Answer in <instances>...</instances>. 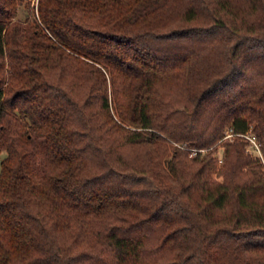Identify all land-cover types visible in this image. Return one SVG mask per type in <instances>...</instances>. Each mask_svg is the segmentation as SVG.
Masks as SVG:
<instances>
[{"label":"trees","instance_id":"obj_1","mask_svg":"<svg viewBox=\"0 0 264 264\" xmlns=\"http://www.w3.org/2000/svg\"><path fill=\"white\" fill-rule=\"evenodd\" d=\"M30 2L0 0V264H264V0Z\"/></svg>","mask_w":264,"mask_h":264},{"label":"rangeland","instance_id":"obj_2","mask_svg":"<svg viewBox=\"0 0 264 264\" xmlns=\"http://www.w3.org/2000/svg\"><path fill=\"white\" fill-rule=\"evenodd\" d=\"M30 1H31L30 6L36 5V0H30ZM33 1H34V3H33ZM25 16H26V11L22 6L18 9V18L24 19ZM224 141H225V139H224ZM247 141H248V146L246 148V151L250 152L253 155H259V149H258L257 145L255 144V142H253L251 139H247ZM222 142L223 141H220L218 143V145L216 146L217 151H216L215 155L218 157L219 160L222 159V151H223V148L221 147ZM182 149L189 150L190 154H188V157L194 156V152L197 151V149H195V148L182 147ZM200 151H205V150H200ZM4 156H5L4 152H1L0 153V163H1V160L4 158Z\"/></svg>","mask_w":264,"mask_h":264},{"label":"built area","instance_id":"obj_3","mask_svg":"<svg viewBox=\"0 0 264 264\" xmlns=\"http://www.w3.org/2000/svg\"><path fill=\"white\" fill-rule=\"evenodd\" d=\"M33 3H34V1H33ZM36 4H37V0H36ZM227 137H230V135H228ZM252 140V139H251ZM253 141V140H252ZM254 142V141H253Z\"/></svg>","mask_w":264,"mask_h":264}]
</instances>
